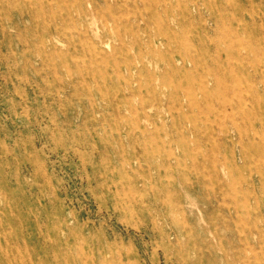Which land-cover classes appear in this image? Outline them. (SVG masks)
Segmentation results:
<instances>
[{"label": "rangeland", "instance_id": "rangeland-1", "mask_svg": "<svg viewBox=\"0 0 264 264\" xmlns=\"http://www.w3.org/2000/svg\"><path fill=\"white\" fill-rule=\"evenodd\" d=\"M0 264H264V0H0Z\"/></svg>", "mask_w": 264, "mask_h": 264}, {"label": "bare ground", "instance_id": "bare-ground-1", "mask_svg": "<svg viewBox=\"0 0 264 264\" xmlns=\"http://www.w3.org/2000/svg\"><path fill=\"white\" fill-rule=\"evenodd\" d=\"M91 1H92V0H90V4H91ZM164 3H165V2H164ZM218 41H219V39H218ZM162 44H163V43H162ZM230 48H231V47H230ZM242 50H243V49H242ZM184 64H185V63H184ZM185 65H186V64H185ZM185 87H186V86H185ZM187 88H188V86H187ZM221 104H222V103H221ZM221 104H220V105H221ZM213 105H214V103H213ZM211 108H212V107H211ZM213 108H214V110H215V107H214V106H213ZM216 109H217V108H216ZM213 122H214V121H213ZM219 123H220L219 120H218V121H215V122H214V125H218ZM221 131H222V130H221ZM191 132H192L193 134H195L193 130H192ZM211 133H212V132H211ZM211 135H212V134H210V133L208 134L209 137H211ZM241 159H242V158H241Z\"/></svg>", "mask_w": 264, "mask_h": 264}]
</instances>
